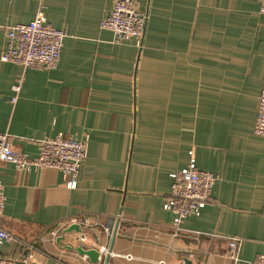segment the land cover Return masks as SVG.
Returning <instances> with one entry per match:
<instances>
[{"label":"crops","instance_id":"1","mask_svg":"<svg viewBox=\"0 0 264 264\" xmlns=\"http://www.w3.org/2000/svg\"><path fill=\"white\" fill-rule=\"evenodd\" d=\"M135 2L146 15L142 37L116 41L99 26L113 0H0V55L6 26L39 7L67 32L56 68L0 59V132L30 157L45 136L86 145L74 188L58 169L0 161V226L15 236L0 241L2 264H104L105 252L108 264H246L264 253L258 0ZM191 152L218 178L176 230L163 203ZM73 223L80 231L65 232ZM230 236L239 238L236 261ZM79 245L104 251L94 262Z\"/></svg>","mask_w":264,"mask_h":264},{"label":"built area","instance_id":"2","mask_svg":"<svg viewBox=\"0 0 264 264\" xmlns=\"http://www.w3.org/2000/svg\"><path fill=\"white\" fill-rule=\"evenodd\" d=\"M259 12L264 14V0H258ZM146 15L141 12L135 0H113L112 7L100 20V28L110 30L114 40L130 38L140 40L143 34ZM66 30L50 25L44 9L39 7L34 17L27 22H17L6 26V41L0 55L2 61L21 64L24 67L37 66L46 69L56 68L60 49ZM20 85H13L17 91ZM11 101L15 96L10 97ZM253 132L264 136V81L257 99V108ZM38 153L34 157L15 149L7 132H0V161L12 162L19 170L28 172L32 169L52 167L60 170L65 178V185L74 188L81 161L85 155V142L71 136L57 134L37 140ZM172 181L169 194L163 203L165 210L173 213L175 229L188 216L197 215L208 202L211 188L218 175L201 170L196 166L193 152L186 166L170 174ZM4 190L0 180V212L4 206ZM264 210V193H263ZM14 234L0 226V241H11ZM239 238L230 236L227 253L233 261L237 260ZM104 251V248H101ZM0 264H2L0 260ZM160 264H166L160 262ZM246 264H264V253L257 254Z\"/></svg>","mask_w":264,"mask_h":264},{"label":"water","instance_id":"3","mask_svg":"<svg viewBox=\"0 0 264 264\" xmlns=\"http://www.w3.org/2000/svg\"><path fill=\"white\" fill-rule=\"evenodd\" d=\"M80 226L79 224L73 223L70 224L67 228H65V232L74 230V231H80ZM60 238H58L59 240ZM76 251L80 254H85L89 257V259L91 261L96 262L99 259V256L102 254V250L101 249H97V248H84L81 245H79L76 248ZM108 260H109V253L105 252L104 254V264H108ZM182 264H191V260H189L187 257L183 258V263Z\"/></svg>","mask_w":264,"mask_h":264}]
</instances>
